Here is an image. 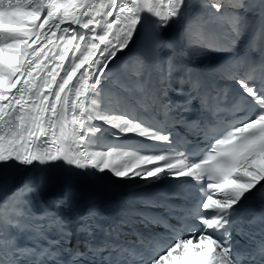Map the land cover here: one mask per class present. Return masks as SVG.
I'll list each match as a JSON object with an SVG mask.
<instances>
[{
	"label": "snow or ice",
	"instance_id": "snow-or-ice-1",
	"mask_svg": "<svg viewBox=\"0 0 264 264\" xmlns=\"http://www.w3.org/2000/svg\"><path fill=\"white\" fill-rule=\"evenodd\" d=\"M186 7L199 10L166 37ZM145 16L157 30L151 50L126 58L135 69L108 94L109 65ZM153 73L165 116L195 106L238 119L211 135L205 125L203 148L177 151L171 131L143 116ZM108 136L139 141L123 150ZM12 162L170 178L191 191L164 194L179 204L133 193L123 208L81 203L71 181L57 194L26 178L0 196V264H264V0H0V164ZM253 194L262 206L244 208Z\"/></svg>",
	"mask_w": 264,
	"mask_h": 264
},
{
	"label": "bare ground",
	"instance_id": "bare-ground-1",
	"mask_svg": "<svg viewBox=\"0 0 264 264\" xmlns=\"http://www.w3.org/2000/svg\"><path fill=\"white\" fill-rule=\"evenodd\" d=\"M192 3H199V0H190ZM109 3V0H104V5L107 6ZM253 3H256V0H253ZM159 6V5H158ZM199 9L197 8H185L182 12L181 16L178 19H175L171 22L168 28L162 29V31L165 32V36L171 38L175 33H177L180 28L175 27L169 29L173 25H180L181 28L183 27L187 15H189L191 12L197 11ZM206 17V12H205ZM154 19L150 18L148 16H145L143 22L139 25L138 31L134 37L133 42L131 43L130 47L123 53H120L118 57L115 59L114 62H112L109 65L110 68V77L111 79L107 81L104 85V90L106 93L110 94L111 90L113 89V85L116 81H122L127 82V77L129 73L134 71L135 65L132 63L131 60H127V63H125L126 58L129 57L132 53L140 52L143 54H147L150 52L153 41L156 37V29L154 28ZM259 21L257 20L256 26H258ZM169 29V30H168ZM168 30V31H167ZM255 55V53H254ZM213 60L218 59V57H212ZM191 67L193 68H200L201 65L197 63H191ZM207 79V77H205ZM145 80L147 81V102L149 104H153V100L156 99L158 96V89L160 85L157 82L156 75L153 73V76L151 80H147V76H145ZM139 141L138 137H123L120 140H115L113 137L108 136L106 139L102 140V143L109 144V143H115L123 145V150H132L129 149V146L133 145L134 142ZM98 150H106V149H98ZM49 171L51 175H55V177L60 176L62 173V169L60 164L55 165H48ZM73 171V174L75 177L80 178H88L91 177H97L101 183L103 184H125L127 185L129 189L130 194H142V192L150 193V194H159L161 192L160 187L163 185H167L170 183L172 179L165 178L161 182L152 184V183H145V181L141 179H121L116 178L114 175H112L109 171L99 172L95 170H88L87 172H82L79 169L71 168ZM63 182V186H64ZM127 207H129V204H127Z\"/></svg>",
	"mask_w": 264,
	"mask_h": 264
},
{
	"label": "rangeland",
	"instance_id": "rangeland-1",
	"mask_svg": "<svg viewBox=\"0 0 264 264\" xmlns=\"http://www.w3.org/2000/svg\"><path fill=\"white\" fill-rule=\"evenodd\" d=\"M175 27H179V28L181 29V26H180V25H178V24H177V25H173V26H171L169 29H171V28H175ZM169 29H168V30H169ZM168 30H167V31H168ZM179 31H180V30H179ZM179 31H178V32H179ZM165 32H166V31H164V32H163V33H164V35H165Z\"/></svg>",
	"mask_w": 264,
	"mask_h": 264
}]
</instances>
